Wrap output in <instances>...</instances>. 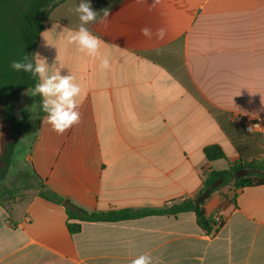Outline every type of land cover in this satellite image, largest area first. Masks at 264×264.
<instances>
[{"label":"crops","instance_id":"1","mask_svg":"<svg viewBox=\"0 0 264 264\" xmlns=\"http://www.w3.org/2000/svg\"><path fill=\"white\" fill-rule=\"evenodd\" d=\"M80 2L47 13L36 53L76 77L81 121L58 135L45 116L37 125L38 96L21 95L22 125L36 100L33 132L24 130L0 182L11 193L0 204V264H130L141 254L153 264H264V186L210 195L206 216L225 219L215 236L190 212L86 222L71 235L63 203L41 196L88 212L159 209L196 200L211 171L264 163V0H160L152 11L153 0H90L111 12L106 25H88L108 70L62 32L78 27L70 9ZM145 26L165 28V38L148 40ZM255 119L262 131L246 133ZM1 138L0 124V153ZM210 145L227 159L208 161Z\"/></svg>","mask_w":264,"mask_h":264},{"label":"trees","instance_id":"2","mask_svg":"<svg viewBox=\"0 0 264 264\" xmlns=\"http://www.w3.org/2000/svg\"><path fill=\"white\" fill-rule=\"evenodd\" d=\"M22 0H0V124L2 128L1 153H0V182L4 181L10 171L12 159L16 148L23 135L24 127L16 116V104L26 90H31L35 84L31 74L13 71L11 62L19 60L27 55L29 59L36 53L39 38L44 30V22L47 13L64 2L65 0H24L27 2L25 10L16 19L6 25L4 18L15 14L16 2ZM46 114L40 109V97L38 96L37 125L40 118ZM204 155L210 162L226 160V154L219 145H210L204 149ZM248 170L249 174L243 178H236L237 172ZM258 171L260 173H258ZM264 163L257 165L252 162L248 165H232L228 170L211 171L203 181V188L199 195L209 187L220 182V185L211 193L221 191L230 186L229 197H235L238 190L251 187L264 186ZM9 191L0 192V204L4 203ZM42 197L57 204L63 200L53 193H42ZM204 202L197 204L195 200H184L181 202L166 205L159 209H126L112 210L108 212H88L78 209V212L67 210V228L71 235L79 234L82 231L83 223H115L127 220H136L150 216H177L183 213H194L198 225L208 234L215 236L223 227L225 219L220 225L214 221V217H207L204 212Z\"/></svg>","mask_w":264,"mask_h":264},{"label":"clouds","instance_id":"3","mask_svg":"<svg viewBox=\"0 0 264 264\" xmlns=\"http://www.w3.org/2000/svg\"><path fill=\"white\" fill-rule=\"evenodd\" d=\"M136 3L145 4L147 0H136ZM159 3L160 0H153L148 11H152ZM70 11L78 15L80 23L76 29H63L62 32L66 33L67 43L75 45L81 53L88 57L100 58V68L108 70L111 67L110 60L101 55L102 41L93 35L88 25H106L111 12L108 8L96 10L90 0H81ZM54 27L58 26L54 25ZM140 32L148 40L153 37L163 40L166 36V29L163 27L157 28L153 32L150 27L145 26L140 29ZM10 67L16 72L29 73L36 79L37 82L31 89L30 95L40 97V109L46 114L44 122L50 125L54 132L63 135L74 125L80 123L81 113L78 110L77 98L81 95L82 88L74 75L71 73L61 74L60 70L50 71V69H54L55 64L50 66L46 58L39 53H34L31 59L24 55L19 60L12 61ZM130 264H153V259L149 254H141L131 260Z\"/></svg>","mask_w":264,"mask_h":264},{"label":"rangeland","instance_id":"4","mask_svg":"<svg viewBox=\"0 0 264 264\" xmlns=\"http://www.w3.org/2000/svg\"><path fill=\"white\" fill-rule=\"evenodd\" d=\"M15 5H16L15 14L13 13V14L8 15L4 18L6 25H8V26L10 25L11 21L16 19V15L19 16L25 10V8L27 6V2L22 0V1L16 2ZM29 93H31V90H29ZM33 100L35 102L33 101V106L31 107L29 114L26 112L25 116L22 119L23 120V127H24L26 134H28V133L31 134L33 132V123H32V120L30 119V116L33 115L32 109H34L36 107V100L34 98H33ZM37 115H38V112H37ZM37 118L39 119V116H37ZM28 135H25V136H28Z\"/></svg>","mask_w":264,"mask_h":264},{"label":"water","instance_id":"5","mask_svg":"<svg viewBox=\"0 0 264 264\" xmlns=\"http://www.w3.org/2000/svg\"><path fill=\"white\" fill-rule=\"evenodd\" d=\"M258 173H260L258 171ZM249 174V171L248 170H241L239 172H237L236 174V178H243V177H246L247 175ZM264 175V173H263ZM220 185V182H216L214 184H212L208 190H206L205 192H203L201 195H199L195 202L197 204H201L203 202H205L211 195V193ZM68 211H71V212H78V208L76 206H74L71 202L69 201H64L63 204H62Z\"/></svg>","mask_w":264,"mask_h":264},{"label":"built area","instance_id":"6","mask_svg":"<svg viewBox=\"0 0 264 264\" xmlns=\"http://www.w3.org/2000/svg\"><path fill=\"white\" fill-rule=\"evenodd\" d=\"M262 129H263V121H262V119H255V120L249 121L245 125V132L248 133V134H254V133L261 132ZM222 219H223V213L222 212H218L214 216V221L218 225H220V223L222 222Z\"/></svg>","mask_w":264,"mask_h":264}]
</instances>
